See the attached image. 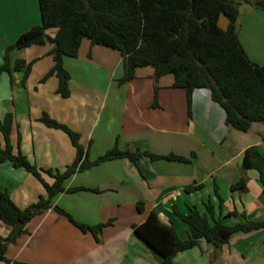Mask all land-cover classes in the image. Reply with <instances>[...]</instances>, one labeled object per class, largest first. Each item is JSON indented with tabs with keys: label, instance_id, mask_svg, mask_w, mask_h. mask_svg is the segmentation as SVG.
<instances>
[{
	"label": "crops",
	"instance_id": "0c3cea01",
	"mask_svg": "<svg viewBox=\"0 0 264 264\" xmlns=\"http://www.w3.org/2000/svg\"><path fill=\"white\" fill-rule=\"evenodd\" d=\"M238 21V37L245 53L254 63L264 65V8L244 6ZM39 23L37 0H0V66L6 48ZM226 26L225 19L219 27ZM55 33V28L45 31L48 38ZM52 48L49 42L13 48L8 52L9 71L0 72V121L8 112L14 116L10 133L14 152L19 136V150L38 169L62 173L74 162L76 150L67 134L39 122L46 113L79 133L90 162L114 145L130 152L173 154L189 162L141 156L135 163L115 159L72 174L63 182L65 191L56 193L51 204L88 226L111 221L102 228L98 241L90 233L80 232L65 216L47 210L26 224L25 233L7 243V259L25 264H160V255L134 233L132 226L153 212L161 223L172 226L180 239H187L188 229L174 214L173 206L181 214L195 207L210 224L264 222L258 173L240 168L248 147L254 146L264 156V124H253L246 133L233 130L205 89L192 92L189 117L186 91L174 88L170 75L158 80L155 91L151 67L137 68L133 79L120 84L124 70L119 52L86 38L76 57L63 58L70 76V95L62 98L56 93L55 76L39 83L53 66ZM17 60L32 62L23 85L24 69H14ZM4 144L0 133V147ZM41 177L48 185L55 181L44 172ZM240 178L244 186L232 191L230 187ZM195 185L201 187L185 191ZM0 190L8 192L20 209L46 196L32 174L9 162L0 163ZM138 203L143 204V212L137 210ZM10 233L11 228L0 221V237L6 240ZM172 261L264 264V228L234 233L218 248L200 239L197 246L177 253Z\"/></svg>",
	"mask_w": 264,
	"mask_h": 264
},
{
	"label": "trees",
	"instance_id": "16d2710c",
	"mask_svg": "<svg viewBox=\"0 0 264 264\" xmlns=\"http://www.w3.org/2000/svg\"><path fill=\"white\" fill-rule=\"evenodd\" d=\"M40 11V23L22 33L5 50L0 72L9 71L8 52L32 45L49 42L53 45L50 54L53 66L39 81L44 83L49 77L58 80L56 93L68 98L70 76L63 67L64 57H76L83 38L92 44H98L119 52L123 61V77L120 84L134 78L137 68L151 67L155 85L166 75L173 77L174 88L186 91L188 116L190 117L191 94L194 90L205 89L210 92L211 100L224 112L225 124L233 130L246 133L253 124H264V65L251 61L245 53L239 37V16L242 6L257 9L264 8V0H37ZM227 21L225 29L219 27V19ZM55 28L54 37L48 38L45 31ZM32 62L17 60L14 69H24L22 85L28 78ZM39 122L48 128L61 130L67 134L76 150L74 162L62 173L41 170L32 165L19 150V136L16 151L10 143V133L14 124L11 112L0 121V133L4 147H0V163L9 162L14 168H22L32 174L44 187L45 197L25 209L18 208L8 192L0 190V221L11 228L13 241L26 232V224L36 215L47 210L65 216L82 233H90L98 241L103 227L111 221L88 226L74 220L69 214L51 204L52 197L65 191L63 182L72 174L89 169L92 165L106 161L126 158L135 163L139 157L150 160H170L189 162V159L173 154L158 156L147 152L120 150L114 145L94 161L88 160V152L80 144L79 133L61 124L46 113H42ZM241 170H255L262 186L261 199L264 201V156L254 147L245 149ZM54 178L48 185L41 173ZM244 186V179L230 187L236 190ZM201 185L187 187L186 192L194 191ZM79 189V188H77ZM71 189L69 191H75ZM214 194L219 198L217 188ZM221 202V199H220ZM212 213L209 203L205 205ZM143 212V204L136 206ZM186 225L189 236L180 239L172 226L161 223L156 214L149 212L139 225H133L134 233L161 257L160 264H174L177 253L197 246L204 239L215 248L228 242L232 234L247 233L264 228V222L246 221L232 226L219 221L210 224L195 207L181 214L176 206L172 207ZM7 243L0 237V262L4 264H25L6 258Z\"/></svg>",
	"mask_w": 264,
	"mask_h": 264
},
{
	"label": "water",
	"instance_id": "95a60500",
	"mask_svg": "<svg viewBox=\"0 0 264 264\" xmlns=\"http://www.w3.org/2000/svg\"><path fill=\"white\" fill-rule=\"evenodd\" d=\"M18 229H19V226L15 228L13 235L17 233ZM13 235H11L8 239H6L5 242L6 243L13 242Z\"/></svg>",
	"mask_w": 264,
	"mask_h": 264
},
{
	"label": "rangeland",
	"instance_id": "374dc122",
	"mask_svg": "<svg viewBox=\"0 0 264 264\" xmlns=\"http://www.w3.org/2000/svg\"><path fill=\"white\" fill-rule=\"evenodd\" d=\"M243 7H244V6L241 7V10H242ZM222 21H225V17H224V16H221V17H220V21H219V25H220V26H221V22H222ZM170 76H171V75H170Z\"/></svg>",
	"mask_w": 264,
	"mask_h": 264
}]
</instances>
